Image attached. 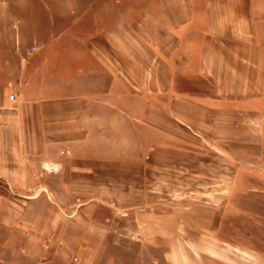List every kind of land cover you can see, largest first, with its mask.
<instances>
[{
	"label": "crops",
	"instance_id": "1",
	"mask_svg": "<svg viewBox=\"0 0 264 264\" xmlns=\"http://www.w3.org/2000/svg\"><path fill=\"white\" fill-rule=\"evenodd\" d=\"M33 53L0 66V264H108L77 191L182 188L190 125L264 238V0H94Z\"/></svg>",
	"mask_w": 264,
	"mask_h": 264
},
{
	"label": "rangeland",
	"instance_id": "2",
	"mask_svg": "<svg viewBox=\"0 0 264 264\" xmlns=\"http://www.w3.org/2000/svg\"><path fill=\"white\" fill-rule=\"evenodd\" d=\"M91 1L0 0V66L5 60L19 65L21 55L36 53L43 42L66 31L75 15H83ZM124 1L126 13L134 11L137 0ZM203 129L188 126L189 149L199 151L189 156V165L177 166L175 162L182 160L174 158L173 184L182 188L165 189L160 174L164 167L158 165L156 190H118L110 184L113 189L77 191L84 200L92 199L84 212L91 215L96 247L87 259L108 264H264L259 219L252 231L242 209L245 191H238L242 208L235 214L230 207L228 159H221L219 178L212 143L203 140ZM125 178L132 182V175ZM140 198L154 201L149 206ZM149 232L156 237H149ZM73 261H78V254Z\"/></svg>",
	"mask_w": 264,
	"mask_h": 264
},
{
	"label": "built area",
	"instance_id": "3",
	"mask_svg": "<svg viewBox=\"0 0 264 264\" xmlns=\"http://www.w3.org/2000/svg\"><path fill=\"white\" fill-rule=\"evenodd\" d=\"M36 49V47H32V50H35ZM12 97H14V96H12Z\"/></svg>",
	"mask_w": 264,
	"mask_h": 264
}]
</instances>
